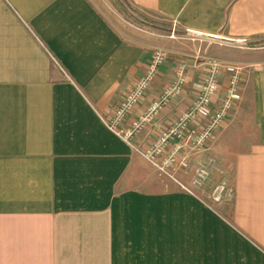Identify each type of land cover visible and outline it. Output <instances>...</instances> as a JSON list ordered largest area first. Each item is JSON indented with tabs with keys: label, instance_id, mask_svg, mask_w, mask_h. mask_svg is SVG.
I'll return each instance as SVG.
<instances>
[{
	"label": "crops",
	"instance_id": "0c3cea01",
	"mask_svg": "<svg viewBox=\"0 0 264 264\" xmlns=\"http://www.w3.org/2000/svg\"><path fill=\"white\" fill-rule=\"evenodd\" d=\"M128 2L168 20L170 36L115 26L89 0H0V264H264V0ZM155 49L165 61L124 126L180 65L185 83L130 146L103 121ZM198 55L242 67L241 100L213 142L180 155L196 164L242 139L232 195L219 201L208 185L193 194L188 181L162 186L135 151L196 101ZM228 76L222 69L221 88Z\"/></svg>",
	"mask_w": 264,
	"mask_h": 264
},
{
	"label": "built area",
	"instance_id": "2783aa9c",
	"mask_svg": "<svg viewBox=\"0 0 264 264\" xmlns=\"http://www.w3.org/2000/svg\"><path fill=\"white\" fill-rule=\"evenodd\" d=\"M167 52L163 49H155L152 52L150 62L144 75L137 80L134 86L125 94L124 98L113 108L112 113L104 119L106 128L118 139L131 146L133 139L144 129L145 125L159 114L168 105L172 98L180 95L185 83V67L180 65L176 69L174 82L146 108L144 114L129 127L124 122L133 110L142 102L147 91L154 83L158 75L159 67L164 63ZM201 62L205 75L199 86L196 101L190 106L171 126L160 134L151 147L144 151H135L145 160L158 175H164L175 181L173 173L192 172L191 186L200 188L208 180V171L203 165L192 166L187 157H181L183 151L199 153L207 150L214 140V134L227 117L235 110L241 100V75L242 67L226 65L224 62L208 57H195ZM222 69L229 72L224 88L220 87L219 77ZM221 95L217 110L209 117L201 129L194 127L199 121L212 98ZM186 193L193 194L189 188L183 187ZM217 189L214 190L216 193ZM216 196V197H215ZM214 201H219L220 194H212Z\"/></svg>",
	"mask_w": 264,
	"mask_h": 264
},
{
	"label": "rangeland",
	"instance_id": "374dc122",
	"mask_svg": "<svg viewBox=\"0 0 264 264\" xmlns=\"http://www.w3.org/2000/svg\"><path fill=\"white\" fill-rule=\"evenodd\" d=\"M94 6L104 15V17L115 26L124 29L135 30L136 32H142L147 34H152L154 36L160 37H167L170 36V23L165 18L149 13L135 11L132 13V7H130V3L128 0H89ZM122 8L128 11L127 15H122ZM180 34H175V37ZM191 39V38H190ZM190 39L181 40L180 42L183 43L182 49H184V45L193 44ZM260 43H264V40H261ZM257 42L254 44L256 45ZM242 139L236 138L232 139L231 142L227 143L224 146L223 150L231 151L228 153H215V152H208L204 158H201L199 163L194 164L191 162L192 166H196L197 164L203 165L206 167L208 171V180L206 183L201 186L200 188L206 187L209 191L207 192L211 198L212 194H220V195H232V182H233V175H234V152L242 150L239 148V143ZM216 146V145H215ZM142 158V157H141ZM145 161V160H144ZM146 162V161H145ZM147 163V162H146ZM193 163V164H192ZM149 169L152 172V176L154 179L158 180L159 183L164 186L168 187L169 184H172V180L164 175H158L152 167L147 163ZM192 172L187 173H173V178L179 182H190L192 181ZM184 184V183H183ZM189 189L194 191V189L190 185ZM187 186V187H188ZM217 189L216 193L214 190ZM216 197V196H215ZM213 200V199H211Z\"/></svg>",
	"mask_w": 264,
	"mask_h": 264
},
{
	"label": "trees",
	"instance_id": "16d2710c",
	"mask_svg": "<svg viewBox=\"0 0 264 264\" xmlns=\"http://www.w3.org/2000/svg\"><path fill=\"white\" fill-rule=\"evenodd\" d=\"M130 7L133 8V9H132V13H134L135 11L138 13V11H140V10H138L137 8H135L134 6H132L131 4H130ZM121 10H122V12H120V13H122V15H127V14H128V11H127L126 9L122 8ZM143 12H144V11H143Z\"/></svg>",
	"mask_w": 264,
	"mask_h": 264
}]
</instances>
